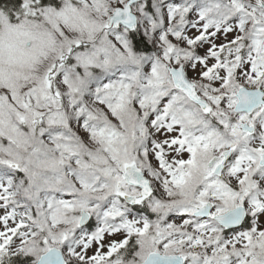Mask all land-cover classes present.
<instances>
[{"label":"snow or ice","instance_id":"snow-or-ice-1","mask_svg":"<svg viewBox=\"0 0 264 264\" xmlns=\"http://www.w3.org/2000/svg\"><path fill=\"white\" fill-rule=\"evenodd\" d=\"M0 264H264V0H0Z\"/></svg>","mask_w":264,"mask_h":264}]
</instances>
